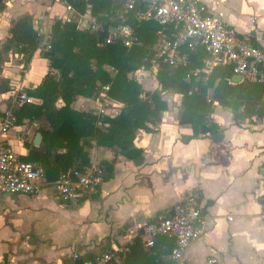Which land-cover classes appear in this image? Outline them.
<instances>
[{"label":"crops","instance_id":"0c3cea01","mask_svg":"<svg viewBox=\"0 0 264 264\" xmlns=\"http://www.w3.org/2000/svg\"><path fill=\"white\" fill-rule=\"evenodd\" d=\"M204 1L212 13L264 48V0ZM54 5L51 0H8L1 13L0 51L16 21L27 14L34 17L45 41L28 63L16 49L5 54L0 80H8L11 90L0 93V113L14 103L16 93L40 85L49 71L59 76L60 70L51 68L42 54L55 17L64 15L53 11ZM159 68H142L130 76L153 92L161 89ZM105 69L114 71L110 65ZM235 76L229 79L243 80ZM182 98L180 93L163 92L168 109L155 132L137 131L134 144L139 152L130 157L92 141L90 162L113 164V174L81 202L62 203L53 184L32 195L1 194L0 262L7 256L10 264H70L75 255L87 260L120 249L114 264H203L211 256L220 264H264V118L254 116L239 124L233 109L216 102L212 117L223 130L191 139V124L180 123ZM101 101L107 104L104 114L111 117L124 106L104 92L98 99L77 96L72 108L97 113ZM64 105L60 98L57 107ZM43 129H49L45 117L25 120L11 128L6 141L22 158L44 169L48 153ZM39 132L43 139L36 145ZM192 195L199 199L205 231L191 244L185 259H171L175 240L167 236L146 247L145 226ZM9 220L19 225L12 227Z\"/></svg>","mask_w":264,"mask_h":264},{"label":"trees","instance_id":"16d2710c","mask_svg":"<svg viewBox=\"0 0 264 264\" xmlns=\"http://www.w3.org/2000/svg\"><path fill=\"white\" fill-rule=\"evenodd\" d=\"M69 1L82 12L91 5V13L96 16L124 7V0ZM7 2L0 0V15ZM130 21L144 46L128 49L121 43H115L101 47L99 43L107 34L79 30L75 21L56 19L53 23L50 42L42 54L50 60V67L59 69L60 74L56 77L49 71L40 85L24 91L39 98L40 104L24 101L13 113L15 125L43 117L48 120L49 129L42 132L48 153L44 171L49 183L56 181L62 171L88 165V148L92 147V141L98 146L116 148L119 154L127 157L139 152L134 144L137 131L157 130L162 112L168 109L163 99L165 91L182 94L180 123L191 124V139L205 138L223 130L212 117L216 102L233 109L235 121L239 124L254 116L264 118V86L250 79L230 84L229 78L233 75L230 66L195 74L194 70L203 68L205 53L202 50L189 52L186 65H161L157 73L161 89L145 90L130 74L151 68L150 47L157 41L156 31L160 24L154 20L139 21L134 13L130 15ZM44 41L34 17L24 15L11 29V36L0 51V62L6 59L5 54L16 49L28 63ZM106 65L112 66L114 71H107ZM211 89L214 90L209 97ZM10 90L9 81L0 80V93ZM104 92L124 104L117 116L72 108L77 96L98 99ZM60 98L65 105L59 108L57 102ZM24 160L31 161L28 158ZM112 171L113 164L107 163V177L112 176ZM137 244L140 246L139 242ZM0 264H10L8 257Z\"/></svg>","mask_w":264,"mask_h":264},{"label":"built area","instance_id":"2783aa9c","mask_svg":"<svg viewBox=\"0 0 264 264\" xmlns=\"http://www.w3.org/2000/svg\"><path fill=\"white\" fill-rule=\"evenodd\" d=\"M61 4L64 15L60 19L75 21L79 30L107 34L99 46L121 43L131 49L144 46L130 21L134 13L139 21L154 20L160 24L156 31L157 41L150 47V64L158 69L161 65H186L189 52L204 51L203 68L210 72L218 67L230 66L242 79L257 81L264 86V48L253 43L250 35H241L236 28L210 11L204 0H124V7L113 13H91V5L82 12L69 0H51ZM58 17H55V20ZM230 84H235L229 79ZM109 87H107L108 89ZM16 100L9 109L0 113V195H32L47 185L56 187L57 197L64 204H77L97 192L107 179V163L90 162L62 171L58 179L49 183L44 169L32 161L24 160L7 143L6 135L15 125L14 111L21 102H34L36 98L24 91L15 94ZM106 102L101 101L97 114H104ZM264 217V209H263ZM204 221L197 196L187 197L176 203L167 214L144 228L145 246L152 248L159 237L175 240L170 254L172 260L185 259L191 244L202 237ZM116 252L108 251L91 259L80 260L74 256L70 264H114ZM203 264H220L215 256L208 257Z\"/></svg>","mask_w":264,"mask_h":264},{"label":"rangeland","instance_id":"374dc122","mask_svg":"<svg viewBox=\"0 0 264 264\" xmlns=\"http://www.w3.org/2000/svg\"><path fill=\"white\" fill-rule=\"evenodd\" d=\"M53 11L59 12V13H64L63 12L64 11V8H63V6L61 4H55ZM9 222L12 223V227L13 226L16 227L17 225H19L18 223H16L15 221H12V220H9ZM5 230L8 231L7 229H5Z\"/></svg>","mask_w":264,"mask_h":264},{"label":"water","instance_id":"95a60500","mask_svg":"<svg viewBox=\"0 0 264 264\" xmlns=\"http://www.w3.org/2000/svg\"><path fill=\"white\" fill-rule=\"evenodd\" d=\"M42 36L44 37V35H42ZM241 79H242V77L240 75L235 76V80L240 81ZM42 139H43V135H42V133L39 132L35 137V144L40 145V143L42 142Z\"/></svg>","mask_w":264,"mask_h":264}]
</instances>
